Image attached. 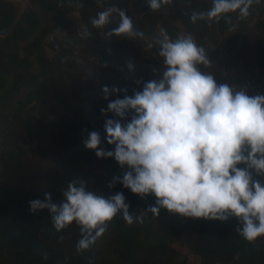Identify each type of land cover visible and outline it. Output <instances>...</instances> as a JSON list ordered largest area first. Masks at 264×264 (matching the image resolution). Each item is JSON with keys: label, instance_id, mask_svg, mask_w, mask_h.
<instances>
[{"label": "trees", "instance_id": "obj_1", "mask_svg": "<svg viewBox=\"0 0 264 264\" xmlns=\"http://www.w3.org/2000/svg\"><path fill=\"white\" fill-rule=\"evenodd\" d=\"M27 1L20 14L16 4L0 0V264H90L91 257V264H264V237L249 244L236 232L239 221L234 217L184 219L161 210L158 217L147 213L143 223L128 225L118 214L96 245L81 254L75 222L57 233L49 211L31 213L29 205L44 200L45 192L59 203L73 180L86 182L88 191L105 198L123 193L130 213L154 205V195L141 198L120 183L109 187L127 167L122 169L114 158L97 157L83 140L97 131L100 147L114 150L104 124L118 118L89 103L96 97L108 104L132 96L143 90V82L159 77L164 65L154 44L158 26L172 39L192 33L211 62L225 69L212 73L217 82L246 88L250 96L264 95V0L252 6L245 20L230 14L235 32L224 20L190 22L191 12L208 10L211 0H174L158 12L150 10L147 0ZM113 5L126 12L144 37H153L150 52L142 39L107 37L119 23L117 14L105 28L92 27L91 18ZM54 27L58 33L49 43V58L43 45ZM85 28L91 36L81 38ZM225 33L232 36L224 53L207 46L209 36ZM81 54L87 64L77 73L71 61ZM129 62L135 64L134 72ZM105 86L110 90L107 100Z\"/></svg>", "mask_w": 264, "mask_h": 264}, {"label": "clouds", "instance_id": "obj_2", "mask_svg": "<svg viewBox=\"0 0 264 264\" xmlns=\"http://www.w3.org/2000/svg\"><path fill=\"white\" fill-rule=\"evenodd\" d=\"M259 3L211 0L208 10L193 11L189 19L193 24L224 20L229 31L235 32L237 25L230 14L245 20ZM147 4L158 12L174 0H147ZM113 14L119 16V23L108 31V38L143 39L132 19L115 5L91 18L92 27L105 28ZM79 35L88 38L91 32L85 28ZM154 44L163 58L159 77L143 82L142 91L110 101L101 109L106 116L113 113L118 118L106 119L104 124L107 143L114 150L100 147L97 131L88 132L83 146L99 158H114L122 169L127 167L109 187L120 183L141 198L154 195L155 204L140 214L130 213L123 193L105 198L88 191L86 182L73 180L59 203L53 202L51 192H45L44 200L29 201L30 212L47 209L57 233L75 222L80 231L76 251L81 254L96 245L118 214L132 225L143 223L147 213L158 217L161 210L184 219L228 221L234 217L239 221L236 232L255 246L264 237V95L250 96L246 88L217 82L206 71L212 67L208 52L192 33L172 39L161 28ZM127 67L135 71V64L129 62ZM103 93L107 100V86ZM129 113H133L130 120ZM47 258L44 253L43 259Z\"/></svg>", "mask_w": 264, "mask_h": 264}, {"label": "rangeland", "instance_id": "obj_3", "mask_svg": "<svg viewBox=\"0 0 264 264\" xmlns=\"http://www.w3.org/2000/svg\"><path fill=\"white\" fill-rule=\"evenodd\" d=\"M10 2H13L14 4L17 5L18 9H19V12L20 14L22 13V11H24L25 9V6L27 4V0H9ZM76 16V15H74ZM75 29V28H74ZM79 27L77 28V31L79 32ZM160 26L157 27L156 29V32L159 34L160 32ZM58 33V30L56 27H54L52 29V31L50 32V34L47 36L46 38V41L44 43V49H45V52H46V55L49 57V58H52L53 57V52L52 50L50 49L49 47V43H52L53 41V38L56 36V34ZM232 34L230 33H225L224 35H220V36H215V35H212V36H209L206 40V43H207V46L210 47V48H217L219 51H221L222 53H224L226 50H227V45H228V41H229V38H231ZM142 40H144L147 44V52H150L151 50V47H149V45H152L153 43V37L152 36H148V37H144ZM87 57H86V54H81L80 55H77V59H76V56L75 58L71 61L72 64H73V68H74V71H76L77 73H79V71H81V69H83L84 66H86L87 64ZM86 74H88V70H83ZM206 71H209L211 73H214V72H225V69L223 67H221L217 62H212V67L210 69H206ZM256 74H258L257 70H256ZM90 106H93V105H99L103 108H107V104L102 102L98 97L94 98L90 103H89ZM183 252L186 254V251L183 250ZM190 260L192 261L193 259L191 258L190 256Z\"/></svg>", "mask_w": 264, "mask_h": 264}]
</instances>
